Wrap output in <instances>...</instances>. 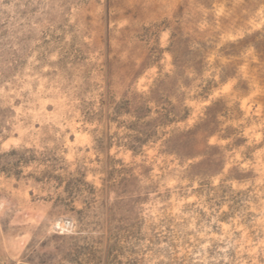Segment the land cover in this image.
Segmentation results:
<instances>
[{
	"label": "rangeland",
	"instance_id": "374dc122",
	"mask_svg": "<svg viewBox=\"0 0 264 264\" xmlns=\"http://www.w3.org/2000/svg\"><path fill=\"white\" fill-rule=\"evenodd\" d=\"M0 264H264V0H0Z\"/></svg>",
	"mask_w": 264,
	"mask_h": 264
}]
</instances>
